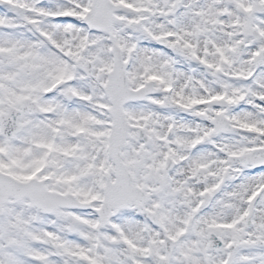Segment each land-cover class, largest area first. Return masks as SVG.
<instances>
[{
	"label": "snow or ice",
	"instance_id": "snow-or-ice-1",
	"mask_svg": "<svg viewBox=\"0 0 264 264\" xmlns=\"http://www.w3.org/2000/svg\"><path fill=\"white\" fill-rule=\"evenodd\" d=\"M0 264H264V0H0Z\"/></svg>",
	"mask_w": 264,
	"mask_h": 264
}]
</instances>
